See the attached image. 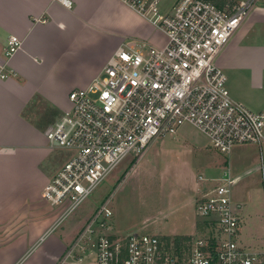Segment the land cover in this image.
<instances>
[{
	"label": "built area",
	"instance_id": "obj_1",
	"mask_svg": "<svg viewBox=\"0 0 264 264\" xmlns=\"http://www.w3.org/2000/svg\"><path fill=\"white\" fill-rule=\"evenodd\" d=\"M64 4L68 0H59ZM165 36L162 46H119L101 72L68 94L70 106L46 131L52 146L73 152L45 184L42 198L60 223L125 160L139 158L160 136L188 124L212 147L264 142V113L234 99L216 59L257 0H122ZM22 45L9 35L0 77ZM195 215L204 231L175 243L155 233L112 232L108 201L72 239L56 264H264V252L240 243L238 206L229 168L217 177L196 176Z\"/></svg>",
	"mask_w": 264,
	"mask_h": 264
},
{
	"label": "crops",
	"instance_id": "obj_2",
	"mask_svg": "<svg viewBox=\"0 0 264 264\" xmlns=\"http://www.w3.org/2000/svg\"><path fill=\"white\" fill-rule=\"evenodd\" d=\"M9 35L22 45L7 62L9 75L0 77V264L20 258L19 264H56L69 242L59 244L51 231L40 240L58 218L42 190L73 152L52 146L46 131L69 108V92L99 74L117 47L133 45L134 38L162 46L165 36L122 0H0V59ZM216 61L236 74L245 105L264 113V0L256 1ZM229 155L234 164L250 165L253 155L263 158L264 142L235 146ZM233 163L228 161L231 176L241 183L247 170L236 174ZM254 168L252 163L247 169ZM193 186L179 216L173 222L165 218L158 228L152 224L153 233L172 237L197 231ZM239 198L234 203L241 212L248 198Z\"/></svg>",
	"mask_w": 264,
	"mask_h": 264
},
{
	"label": "rangeland",
	"instance_id": "obj_3",
	"mask_svg": "<svg viewBox=\"0 0 264 264\" xmlns=\"http://www.w3.org/2000/svg\"><path fill=\"white\" fill-rule=\"evenodd\" d=\"M161 2L165 9L172 5L173 0ZM132 41L135 42L130 45L132 47H138L142 43L135 38ZM241 43L242 46H246V43ZM242 52L245 55L243 62H246V51ZM222 71L226 75V87L230 94L246 104V95L242 94V88L235 82L236 74L223 69ZM239 71L246 76V70L240 68ZM131 155L126 157L69 215L57 225L50 227L40 240L51 231L50 237L57 238L59 244L60 242L64 245L68 242L70 244L86 220L107 201L113 212L110 231L153 233L155 232L153 227L158 228L157 224L163 222L165 218L173 222L179 216L184 202L192 195L193 183L197 184L198 174L217 177L229 167V160L231 167L234 162L230 155L215 150L204 134L188 124L180 126L175 134L156 138L139 158L130 159ZM251 162L257 167L251 171L247 168L252 163L245 166L233 163L237 167L236 174L245 170L247 174L241 183L239 181L234 184L231 197L233 202H237L239 196L246 195V199L248 198L246 205L239 212L243 225L240 232L242 246L251 251L264 252V156L261 159L259 155H253ZM244 187L246 190L243 192ZM201 222L199 219L195 235L204 231ZM194 234L185 236L192 237ZM29 252H32V247L26 254ZM21 260L22 258L16 264Z\"/></svg>",
	"mask_w": 264,
	"mask_h": 264
},
{
	"label": "trees",
	"instance_id": "obj_4",
	"mask_svg": "<svg viewBox=\"0 0 264 264\" xmlns=\"http://www.w3.org/2000/svg\"><path fill=\"white\" fill-rule=\"evenodd\" d=\"M226 1H223L222 3H217V5L222 6L225 4ZM135 162V161H134ZM167 240H174L175 243L178 244V242L189 240V236H175V237H167Z\"/></svg>",
	"mask_w": 264,
	"mask_h": 264
}]
</instances>
